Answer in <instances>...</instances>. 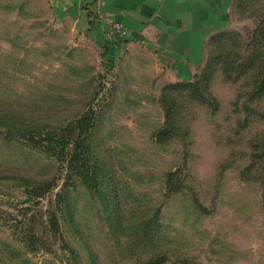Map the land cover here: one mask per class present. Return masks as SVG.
I'll return each mask as SVG.
<instances>
[{
    "label": "rangeland",
    "instance_id": "rangeland-1",
    "mask_svg": "<svg viewBox=\"0 0 264 264\" xmlns=\"http://www.w3.org/2000/svg\"><path fill=\"white\" fill-rule=\"evenodd\" d=\"M230 19L214 66L178 78L144 49L79 38L45 0H0V124L67 125L91 101L104 175L94 194L0 134V264H264V0H235Z\"/></svg>",
    "mask_w": 264,
    "mask_h": 264
},
{
    "label": "crops",
    "instance_id": "crops-1",
    "mask_svg": "<svg viewBox=\"0 0 264 264\" xmlns=\"http://www.w3.org/2000/svg\"><path fill=\"white\" fill-rule=\"evenodd\" d=\"M57 21L79 38L123 56L138 47L169 75L193 77L211 37L229 28L235 0H45ZM121 24L125 35H117Z\"/></svg>",
    "mask_w": 264,
    "mask_h": 264
},
{
    "label": "trees",
    "instance_id": "trees-1",
    "mask_svg": "<svg viewBox=\"0 0 264 264\" xmlns=\"http://www.w3.org/2000/svg\"><path fill=\"white\" fill-rule=\"evenodd\" d=\"M226 35L227 33L225 31H220L211 37L207 45V53H210V56L207 58L209 62L208 66L206 65L204 70L207 68L210 70L211 67L214 66V62L217 58L215 56V52L218 50L217 46L220 45L221 41V44L225 43L223 38ZM210 46H213L212 49L209 48ZM105 47L108 49V46ZM213 53L214 55L212 56ZM207 75L208 73L206 76ZM180 85L184 86V84ZM189 85L191 84H188V86ZM90 102H88L86 107L80 112L72 114L71 118L68 119L67 125L58 123H27L22 125L7 124L5 126L0 124V134L4 135V138L8 139L22 138L30 147L63 161L67 169V180L71 183H74L75 179L81 180L87 185L92 193L95 194L97 190L100 191L98 186L100 185L101 181H104V175H102L100 172L101 174L98 176V170L96 167L98 164V158L94 155L91 146V137L96 127L97 112L91 106L92 103ZM173 131L174 126L167 123L165 127L158 133L157 137L159 139L157 140H168L169 137L173 135ZM177 185L178 184L169 178L167 180L166 189L169 191H174L176 188H178ZM51 188V182H44L43 184L35 187L27 185L26 191L32 195L34 192H37L38 196H43ZM114 191L116 192L120 190H118L116 187ZM58 197L62 196L59 195ZM118 197H120V194L117 195V198ZM194 202L199 209H205L204 205L199 201L198 198H195ZM51 225L53 230L55 229L54 231L58 229V220L54 214L51 216ZM144 225V229H146V224L144 223ZM29 239L30 241L27 240V242H25L26 245L33 243L32 235H29Z\"/></svg>",
    "mask_w": 264,
    "mask_h": 264
},
{
    "label": "built area",
    "instance_id": "built-area-1",
    "mask_svg": "<svg viewBox=\"0 0 264 264\" xmlns=\"http://www.w3.org/2000/svg\"><path fill=\"white\" fill-rule=\"evenodd\" d=\"M114 29H115L117 35L123 36L126 34V30L122 27L121 24H115Z\"/></svg>",
    "mask_w": 264,
    "mask_h": 264
}]
</instances>
